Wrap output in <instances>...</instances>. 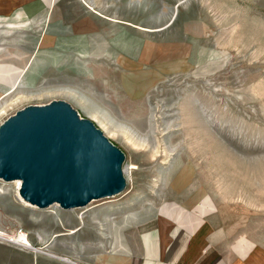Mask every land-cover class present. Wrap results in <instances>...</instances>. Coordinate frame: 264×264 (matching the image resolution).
Segmentation results:
<instances>
[{
  "label": "rangeland",
  "instance_id": "rangeland-1",
  "mask_svg": "<svg viewBox=\"0 0 264 264\" xmlns=\"http://www.w3.org/2000/svg\"><path fill=\"white\" fill-rule=\"evenodd\" d=\"M45 1L35 18L0 22V65L23 71L13 88L0 80V123L65 100L124 152L127 186L68 211L23 202L0 180V264L67 252L80 264L128 260L138 227L166 204L205 213L226 256L264 250V0ZM161 47L178 54L160 59ZM153 125L156 156L128 140L151 139ZM20 227L36 249L54 235L55 245L34 252L3 238Z\"/></svg>",
  "mask_w": 264,
  "mask_h": 264
},
{
  "label": "water",
  "instance_id": "water-1",
  "mask_svg": "<svg viewBox=\"0 0 264 264\" xmlns=\"http://www.w3.org/2000/svg\"><path fill=\"white\" fill-rule=\"evenodd\" d=\"M124 152L65 100L27 105L0 123V180L40 209L70 210L127 186Z\"/></svg>",
  "mask_w": 264,
  "mask_h": 264
},
{
  "label": "crops",
  "instance_id": "crops-1",
  "mask_svg": "<svg viewBox=\"0 0 264 264\" xmlns=\"http://www.w3.org/2000/svg\"><path fill=\"white\" fill-rule=\"evenodd\" d=\"M45 8V0H0V22L32 19L39 16ZM175 205L166 204L161 215L151 223L138 227L137 247L131 252L128 260L115 254H109L105 258H95V263L264 264V250L255 246L249 247L246 251L238 246L233 256L224 255L210 236V225L201 219L205 213L194 215ZM66 233L61 235L66 236ZM53 237L55 238V235L46 241L49 242L47 246L40 249H45L49 245L50 248L53 247L55 245ZM68 253L62 258L49 253L47 259L54 264H80L81 261L76 259L80 256L76 252L75 255ZM39 254L34 256V264L39 261L37 258Z\"/></svg>",
  "mask_w": 264,
  "mask_h": 264
},
{
  "label": "bare ground",
  "instance_id": "bare-ground-1",
  "mask_svg": "<svg viewBox=\"0 0 264 264\" xmlns=\"http://www.w3.org/2000/svg\"><path fill=\"white\" fill-rule=\"evenodd\" d=\"M6 34V33H5ZM9 34H11V32H8L7 33V35H9ZM128 46L129 47H131V46H133L132 44L131 45H129L128 44ZM135 46V45H134ZM135 48H136V46H135ZM139 49L141 50V48L139 47ZM178 53H169V49H167V48H164V47H161V48H156V50H155V52H154V56H157L158 58H160V59H162V58H165V57H167L166 55H171V56H176ZM118 62H122L123 60L120 58H117L116 59ZM16 70V68L15 67H13L12 65H10V64H7V65H0V80L2 79V80H4L5 82H7V83H9L10 84V87L9 88H13L14 86H15V84L17 83V81H21V78H22V75H23V71L21 70L20 71V73H18L17 75H14V77H13V73H12V71L14 72ZM11 72V73H10ZM12 90V89H11ZM5 92V91H4ZM10 92V91H9ZM64 92H66V93H71V91H68V90H65ZM7 93H8V91H7ZM82 99L83 98H79L78 99V102L80 103V104H84V105H86L84 102H82ZM85 99V98H84ZM87 100V99H86ZM85 100V101H86ZM5 102V101H4ZM5 104V103H4ZM3 106H6V104L5 105H3ZM86 107V106H85ZM92 108V107H91ZM94 108V107H93ZM88 111H90V110H88ZM152 112V111H151ZM89 113H91V114H98L96 111H94V110H92V111H90ZM99 113H101V111L99 112ZM100 114H98V119H99V121H100V123H102V124H104V126H107V124H109V122H106L105 121V119L104 118H102L103 116H99ZM96 117V116H95ZM152 124H153V122H152ZM172 124V123H171ZM170 124V125H171ZM109 126H110V124H109ZM169 126V125H168ZM170 127V126H169ZM168 127V128H169ZM152 128V131H153V133H154V137H152L151 139H143V140H137V139H134L133 137H131V136H128V140H130L131 142H132V144L134 145V146H145V148L146 147H148V149L149 150H151V153H152V156H156V155H158V153H159V150H158V148H160L159 147V143H158V140L155 138V134L157 133V127H155L154 125L151 127ZM167 128V129H168ZM171 128V127H170ZM169 128V129H170ZM108 130L110 131V132H118V130H116L115 128H113V127H109L108 128ZM125 135V134H124ZM157 136V135H156ZM159 138V137H158ZM157 141H156V140ZM167 149V148H166ZM172 148H170V150H171ZM168 150V149H167ZM167 152V151H166ZM171 152V151H170ZM123 171H124V174H125V176H126V171H125V169H124V167H123ZM128 173V172H127ZM14 183L16 184V190H17V192H18V190H19V188H20V181L19 180H16V181H14ZM23 202H24V200H23ZM53 207H55V206H58L59 207V205L58 204H54V205H52ZM51 206V207H52ZM60 208V207H59ZM62 209V208H61ZM63 210V209H62ZM64 210H66V209H64ZM70 210H73V209H70ZM69 211V210H68ZM56 217H58V214H56ZM81 219H82V217H81ZM58 221L60 220V219H57ZM84 222V221H83ZM99 226H103V225H99ZM74 232V230H71L70 232H69V234L70 233H73ZM27 242L30 244V249L31 250H34V252H36L37 250H41L40 248H35V247H33V244H32V242L30 241V238H28L27 239Z\"/></svg>",
  "mask_w": 264,
  "mask_h": 264
},
{
  "label": "built area",
  "instance_id": "built-area-1",
  "mask_svg": "<svg viewBox=\"0 0 264 264\" xmlns=\"http://www.w3.org/2000/svg\"><path fill=\"white\" fill-rule=\"evenodd\" d=\"M2 235H4V233ZM5 237H7L11 243H14L21 248L30 249V244L27 242L29 233L22 227L18 228L14 234H9V237L5 235L3 236L4 239H6Z\"/></svg>",
  "mask_w": 264,
  "mask_h": 264
}]
</instances>
